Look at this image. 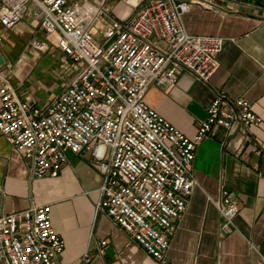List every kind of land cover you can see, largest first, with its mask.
I'll use <instances>...</instances> for the list:
<instances>
[{
	"label": "built area",
	"instance_id": "obj_1",
	"mask_svg": "<svg viewBox=\"0 0 264 264\" xmlns=\"http://www.w3.org/2000/svg\"><path fill=\"white\" fill-rule=\"evenodd\" d=\"M110 1L0 0V45L5 32L32 17L42 36L31 42L33 49L45 53L53 37L71 63L63 71L75 74L57 97L33 105L16 93L5 62L0 134L33 164L35 179L57 178L68 154L91 152L103 177L96 215L112 218L148 256L166 264L198 184L193 172L198 146L216 128L232 134L259 126L262 119L248 100L220 93L189 138L145 101L151 87L176 85L180 72L203 83L215 74L224 40L192 35L184 26L194 4L214 11L215 0H116L128 9L124 16ZM215 205L220 229L233 232L238 200L223 188ZM64 248L50 204L0 217V261L60 264ZM91 261L87 254L81 262Z\"/></svg>",
	"mask_w": 264,
	"mask_h": 264
},
{
	"label": "crops",
	"instance_id": "obj_2",
	"mask_svg": "<svg viewBox=\"0 0 264 264\" xmlns=\"http://www.w3.org/2000/svg\"><path fill=\"white\" fill-rule=\"evenodd\" d=\"M215 1L216 10L194 4L184 19L190 34L224 40L215 74L203 83L192 73L180 72L176 85L151 87L145 101L189 138L197 134L206 109L220 93L232 100H248L262 122L232 134L216 128L198 146L193 164L198 184L171 241L166 264H264V0ZM15 30L42 37L38 22L29 16ZM15 30L5 32L4 37L16 40ZM8 41L0 45L6 73L10 60L1 48ZM44 62L38 67L44 80L39 95L29 93L8 73L16 93L33 105L48 103L71 80L65 73L59 93L53 95V85L60 82L58 70ZM0 165V217L50 204L55 230L65 242L60 264H82L87 254L91 264H160L112 218L96 215L103 177L91 152L68 154L57 178L35 179L33 164L0 134ZM223 188L234 194L240 209L236 229L229 234L220 229L222 217L215 205Z\"/></svg>",
	"mask_w": 264,
	"mask_h": 264
},
{
	"label": "rangeland",
	"instance_id": "obj_3",
	"mask_svg": "<svg viewBox=\"0 0 264 264\" xmlns=\"http://www.w3.org/2000/svg\"><path fill=\"white\" fill-rule=\"evenodd\" d=\"M110 3L111 5H113L112 7L116 10V12L119 15L123 16V14L128 13V9H126L123 5L118 6V4H116V0H111ZM14 34L17 36L16 40L15 39L11 40L9 37H6L5 40L6 41L9 40V41L8 43L5 44V46H3V48H1V50L6 55V59L7 60L9 59L11 61L10 62L8 60L9 62L7 63L9 64H8V67L6 68L9 75L11 77L13 76L14 78L20 80L29 93H31L32 95L33 94L39 95L42 92L41 89L44 85L43 84L44 80L42 78L43 76H41L40 74V69H38V67L40 63L44 61L50 62L51 67L56 71L58 70L57 78L60 79L59 80L60 82H57V83L55 82L56 86L52 84L53 87H55L56 89L53 95H55L56 93H59L58 87L65 80L64 78L65 71H63L65 70V68L63 67V65H66L67 67L70 68L71 63L69 59L62 53V51L57 48L56 44L51 41L53 37L48 39L49 48H48V51L44 53V52H40L38 50L33 49L32 44H31V42L33 43L35 39H40L41 37L34 36L33 33L31 32L29 34L18 33V32L16 33V30ZM22 57L26 59H23V61L20 64H18V61ZM22 71H25V72L27 71L24 76H20L18 74V72L20 73ZM73 76H75V74L71 73L70 74L71 79ZM48 96L49 94L46 95V97Z\"/></svg>",
	"mask_w": 264,
	"mask_h": 264
},
{
	"label": "water",
	"instance_id": "obj_4",
	"mask_svg": "<svg viewBox=\"0 0 264 264\" xmlns=\"http://www.w3.org/2000/svg\"><path fill=\"white\" fill-rule=\"evenodd\" d=\"M5 63V57H3V54L0 51V68L4 66Z\"/></svg>",
	"mask_w": 264,
	"mask_h": 264
},
{
	"label": "bare ground",
	"instance_id": "obj_5",
	"mask_svg": "<svg viewBox=\"0 0 264 264\" xmlns=\"http://www.w3.org/2000/svg\"><path fill=\"white\" fill-rule=\"evenodd\" d=\"M132 3H134V1H132Z\"/></svg>",
	"mask_w": 264,
	"mask_h": 264
}]
</instances>
